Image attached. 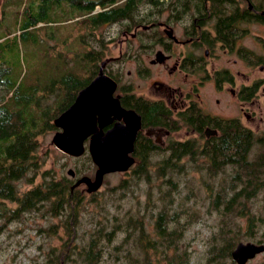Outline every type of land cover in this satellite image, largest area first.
<instances>
[{"label": "rangeland", "instance_id": "obj_1", "mask_svg": "<svg viewBox=\"0 0 264 264\" xmlns=\"http://www.w3.org/2000/svg\"><path fill=\"white\" fill-rule=\"evenodd\" d=\"M1 1L4 4L3 0ZM25 3L26 0H23L22 5L18 0H14V5L5 6L7 13L4 16L0 5V79L15 84L19 91H29L34 99L41 96L42 108L48 107L55 99L56 88L52 92L45 91L46 87L51 84L52 78L60 77L61 72L65 71L64 66L75 65L77 67L81 52L89 51L93 47L102 50V57H110L109 68L116 76L115 78H119L122 84L130 83L131 88L135 86V93H149L148 84L154 78L165 80V75L161 76L158 67L153 64L149 65V61L146 60L153 52L151 49L153 45L139 47L140 38L148 42V34L154 39L159 35L157 31L163 32V28H160L161 26L150 28L144 35L145 32H140L142 28L139 27L135 37H127L135 31V27L140 22L147 24V20L137 21L143 16L133 15L131 18L99 25L93 30L97 34L94 37L91 33L92 29L85 26L84 22L80 24L83 32L79 35L80 28L75 22L78 17L82 18L79 14L75 16V19L64 21L63 12H53L48 19L40 21L37 24L38 27L31 26L25 34H20L23 18L21 11ZM140 6H142V14L149 11L158 12L157 19L173 24L178 32L182 30V23L188 21L187 19H174L169 16L168 11L162 12L168 8L165 5L156 4L151 7L150 4L143 3ZM98 8L96 6V9ZM254 30L260 29L255 27ZM123 31H126V34ZM260 31L264 33V27ZM253 45L257 51L264 53L261 43L255 40ZM88 60H90L88 55H84L81 64L88 63ZM211 61L217 63V59ZM94 67V62L88 63L87 72L93 71ZM96 74L97 72L94 73ZM261 74L264 75V71L259 72L256 69L250 76L256 77ZM204 84L206 85L200 88L201 96L204 101L213 104L217 93L212 82L206 80ZM207 102L204 105L208 107ZM226 107L228 113H235L237 105L232 102ZM260 110L263 117L255 114L253 121L249 124L256 130V134L264 130V104ZM45 128L41 129V126L36 128L38 132L36 162L33 161L30 169L17 181L20 193L34 186H43L42 181L45 179L68 181L71 185L73 178L66 171L69 167L77 171L78 177L83 174L90 176L94 174L96 165L87 150L79 156L62 152L51 141L58 127L54 125L53 128ZM193 132L190 130L191 139H196L198 142L204 140L203 134L193 136L195 133ZM174 134L177 136V133ZM84 143L86 146L87 139ZM258 150L259 148L254 146L251 154ZM161 155L164 154L156 152L149 156L151 163L146 172L133 171L136 162L126 171L107 173L100 187L94 192L86 191L84 183L76 186L72 190L74 192L73 202L70 203L75 204L78 201L81 203L74 212L75 216L72 205L71 208L69 205L61 207L51 197L52 201L43 200L33 207L22 210L18 216L14 217L11 210L17 206V202L2 199L10 212H6V216L0 218V264H48L51 260L57 261L56 255L62 254L66 242H69L67 246H70L71 251L69 258H77L76 263H79L77 256L79 248L86 243L90 230L93 231L95 227H98L95 221L99 223L105 217L107 230L114 225L116 231L115 234L113 233L114 239L107 240L105 237L104 240L98 241L104 250L101 260L104 264L113 262L128 264L123 256V258L115 259L116 253L110 257L106 250H116L112 247L123 242L126 233L122 227H125L129 213L134 214L132 218H137L140 214L144 232L146 230L151 235V237L146 236L143 242L155 243L158 239L154 236L155 217L162 203L166 204L170 215L177 218V221H169L168 229L175 228L181 233L179 240L184 244L188 264H210L209 257L213 254L212 248L215 249L217 245L221 248L233 233L234 246L238 241L264 243V188L249 198L240 196V199L238 197L233 200L234 212L228 215L223 212L226 209L225 204L228 205L230 197L243 184L235 174L234 164H225L217 159V162H213L203 154H198L194 158L184 156L177 162L176 167L170 170L171 179L166 182L165 179L169 177H157L155 173V167L159 164ZM190 209L196 211L191 220H189ZM247 211L256 213L253 228L247 226ZM76 217L77 221L74 224ZM69 223L72 225L71 233L65 229ZM131 229L129 227L128 232ZM222 230L226 231L223 236L224 240L221 236ZM137 235L132 232L131 236H128V241L118 251L119 255L129 254L130 251L125 250L124 247L131 246L133 238ZM132 251L138 252L133 248ZM52 253L55 255L53 256ZM139 255L142 254L139 253ZM222 256L218 257V264H238L231 255ZM127 258L132 259L131 256ZM58 260L61 264L64 262L62 256ZM130 262L133 263L132 260ZM65 264L73 263L68 261ZM162 264H165V261H162ZM242 264H264V251Z\"/></svg>", "mask_w": 264, "mask_h": 264}, {"label": "trees", "instance_id": "obj_2", "mask_svg": "<svg viewBox=\"0 0 264 264\" xmlns=\"http://www.w3.org/2000/svg\"><path fill=\"white\" fill-rule=\"evenodd\" d=\"M18 1L19 4L22 5L23 0ZM148 2H150V0L142 1V3ZM3 3L4 4H2V1L0 0V5L2 6L3 11L2 15L4 16L7 13L4 9L5 6L14 5V0H3ZM158 4H161V2ZM96 6L99 8L96 9ZM130 6L131 4L124 7L116 6L115 8L106 9V0H26L21 11L23 18L20 34H25L31 26L38 27L37 24L40 21L48 19V16L53 12H63L64 21L75 19V16L79 14L82 18L80 19V17H78L76 19L75 22L78 24L77 27L80 28V24L84 22L85 26L93 31L97 29L99 25H105V23L123 19L122 16L128 18L130 16V14L128 15ZM145 14L146 13H144L142 15L143 17L137 21L147 20V22H150L149 17L145 16ZM140 23L144 24L143 22ZM81 32H83V30L80 28L79 35H81ZM91 33L94 37L97 36L94 31ZM84 55H88V58L90 59L88 60V63L91 61L95 63V67L92 69L93 71L88 69L90 70L89 73L86 69L88 63L85 64V62H83L81 64ZM102 55L103 53L101 49L93 47L89 51L81 52L80 61H78L77 67L75 65L64 66L63 70L65 71L61 72L62 75L57 78H52L51 84L45 89L46 92H52L54 88L57 89V92L54 95L55 99L52 100V103L48 107L42 108L41 96L34 99L29 91H19L18 86H15V84H10V82L7 83L5 79H0V218L5 217L7 214L6 212H10V209H8L5 201L2 199L17 202V206L11 210L13 212L12 216L14 217L18 216L22 210L33 207L35 204H38L43 200H51V197L52 199H55L56 203H59L61 207L69 205L71 208L72 205L73 215L76 214L74 212H76L81 202L79 203L78 201L75 204L70 203L73 202L74 192L70 190V183L68 181L63 182L55 181L53 179H45L42 181L44 183L43 186H34L22 193L19 192L17 181L26 174L32 166V162L35 161V150H37L36 137L38 134L36 128L38 126H41V129L44 127H54L52 119L73 101L78 89L87 84L95 76L94 73L98 72L99 66L103 60L106 61L103 69L107 71L110 76L116 77L109 68L110 61L107 60L108 57L104 58ZM155 106V103L149 105V108L146 111L147 117L144 118L145 120L150 119L152 121H159L163 119L161 116L162 110L160 108L157 112H154V108H156ZM188 141H190V145L187 146L179 145L173 147L172 145L167 144L165 147L161 148V146H156L151 140L143 139L141 146L138 145L135 149L137 164L133 168V171L136 173L146 172L151 163L149 156L153 153L160 152L164 155H161L162 158L159 159V164L155 167L156 176L169 177L170 170H173L177 165V162L175 161L177 154H181V156L183 154H191L192 158L198 154H203L212 159L213 162H217L216 158L218 157V150L221 149L228 152L235 150L238 154L242 155V151L245 148L248 149L250 144L254 142L256 143V146H259V150L257 152L255 151L256 156L254 159L247 162L248 157L244 154L241 161L238 164H234L236 168L235 174L241 179V183L243 184L241 188L236 190L234 195L230 197V202L228 205L225 204L226 209L223 212L228 215L231 214V212H234V205L232 204L233 200L238 197L240 199V196L249 198L256 195L264 188L263 134L258 136L254 135V137H252L246 132V130L239 128L236 132L229 131L228 133L223 134L222 137L212 136L209 139L206 138L205 141L207 147L204 150L197 149L193 144L196 139H190ZM170 179L171 178L169 177L165 179V181L168 182ZM171 185L173 184L171 183ZM167 194H169V190H167ZM215 204L219 205L217 203ZM247 213V226L253 228V226H255L256 213H250L248 211ZM170 214L171 213L166 208V204L162 203L161 208L155 217L156 226L154 229L156 231H154V236L158 239L154 243L148 241L143 242L146 236L151 237V235L146 232V230L144 232V226L141 223V215L138 214L137 218H132L134 214L129 213V217H126L127 221L125 227H122V230L126 233L123 237V242L121 241L119 245L116 244L112 247L116 250L111 251L109 249L106 250V252H108L110 257H113L116 253L115 259L123 256L128 264H162V261H165V264H188V255H186V251L183 248L184 244L179 240L181 233L175 228L168 229V223L170 220L177 221V218H174V215ZM195 214L196 211L190 209L189 220H191ZM112 219L114 221L116 220V218ZM76 221L77 217L74 218V224ZM105 221L106 217L104 220H100L99 223L95 221L98 227H95L93 231L90 230L86 243L81 245L77 253L80 261L79 263H76L77 258H69L71 251L69 248L70 246H67L69 242H66L62 254H59V256L58 254L56 255L55 259L57 261L51 260L48 264H61L58 260L61 256L64 260L62 264H65V262L68 261L73 264H104L101 260L104 250L102 246L98 244V241L104 240L105 237L107 240L114 239L116 231L114 225H111L110 229L107 230ZM129 227L132 228L130 232H128ZM71 228L72 225L69 223L65 229L71 233ZM135 231L138 232L135 233ZM132 232L138 235L133 238L131 246L124 247L125 250L128 249L130 251L129 254H125L126 256L119 255L118 251L122 249V245L126 244L128 236H131ZM225 234L226 231L222 230V239ZM233 234L227 238L228 241L223 243L221 248L219 245H217L215 249L212 248L213 254L209 257L210 264H218V257L221 258L223 257L222 255H231V250L234 247L233 241H235ZM132 248L138 250V252L132 251ZM139 253L142 255H139ZM55 254H53V256ZM127 256H131L132 259H128ZM131 260L133 263L130 262ZM112 264L117 263L113 262Z\"/></svg>", "mask_w": 264, "mask_h": 264}, {"label": "flooded vegetation", "instance_id": "obj_3", "mask_svg": "<svg viewBox=\"0 0 264 264\" xmlns=\"http://www.w3.org/2000/svg\"><path fill=\"white\" fill-rule=\"evenodd\" d=\"M142 1L106 0V9L131 4L128 18L133 15L142 16ZM158 1L161 2L160 6L168 7L162 12L168 11L169 16L174 19L188 20L182 23V30L178 32L173 24L172 26L168 21L157 19V12L149 11L145 16L149 17L150 22L140 23L127 37H135L139 27L142 28L140 32H145L144 35L150 28H163V32L157 31L159 35L154 39L148 34V42L140 38L139 47L153 45V52L146 60L149 65L158 67L161 76L165 75V80L152 79L148 84L150 94H142L135 93V86L131 88L130 83L122 84L119 78L111 76L116 81L114 95L118 96L121 105L134 109L141 117V126L136 133L131 152L135 158L133 164L137 162L135 149L138 145L141 146L143 139L151 140L161 148L167 144L173 147L187 146L190 145L188 140L191 139L189 133L192 130L195 132L193 136L204 135L202 142H193L197 149L204 150L207 147L206 138L222 137L223 134L236 132L239 128L246 130L252 137L262 134L264 136V130L256 134V130L249 125L255 114L263 117L260 109L264 104V75H250L256 69L259 72L264 71V53L257 51L253 45L256 40L264 47V33L260 31L264 27V0ZM158 1L150 0L145 4L152 7ZM255 27L260 30H254ZM123 32L126 34V31ZM215 59L217 63L211 61ZM206 80L212 82L217 93L213 104L204 101L200 93ZM206 102L208 107L204 105ZM232 102L237 105L236 111L228 113L226 106ZM153 103L156 105L154 112L159 108L162 110V120L144 119L147 117L149 105ZM117 120L115 118L105 123L103 130L106 131ZM119 121L122 122V119ZM254 146L256 143H251L248 149L242 151V155L235 150L228 152L220 149L216 159L225 164H238L245 154L249 162L256 156L255 153L251 154ZM184 156L191 158V154H177L175 161L178 162ZM74 172L75 176H70L73 182L79 178L75 169Z\"/></svg>", "mask_w": 264, "mask_h": 264}, {"label": "water", "instance_id": "obj_4", "mask_svg": "<svg viewBox=\"0 0 264 264\" xmlns=\"http://www.w3.org/2000/svg\"><path fill=\"white\" fill-rule=\"evenodd\" d=\"M105 62H101L97 74L77 91L73 101L53 118L58 129L51 137L52 143L72 156H79L87 150L96 165L93 176L76 178L70 190L84 183L86 191L94 192L107 173L126 171L135 162L131 152L141 117L134 109L123 107L118 96L114 95L116 81L103 69ZM115 118L118 120L113 126L104 131L105 123ZM87 138L86 148L84 141ZM66 171L75 176L73 168ZM262 251V242L238 241L230 254L235 262L242 264Z\"/></svg>", "mask_w": 264, "mask_h": 264}, {"label": "bare ground", "instance_id": "obj_5", "mask_svg": "<svg viewBox=\"0 0 264 264\" xmlns=\"http://www.w3.org/2000/svg\"><path fill=\"white\" fill-rule=\"evenodd\" d=\"M74 188H75V187H74ZM74 188H73V189H74ZM73 189H72V190H73Z\"/></svg>", "mask_w": 264, "mask_h": 264}]
</instances>
